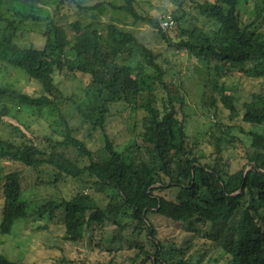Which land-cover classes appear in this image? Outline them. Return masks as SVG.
<instances>
[{"label": "trees", "instance_id": "trees-1", "mask_svg": "<svg viewBox=\"0 0 264 264\" xmlns=\"http://www.w3.org/2000/svg\"><path fill=\"white\" fill-rule=\"evenodd\" d=\"M65 1L76 3L90 21L58 17ZM120 1L80 7L85 0H0V77L14 69L39 89L29 96L10 84L0 85V120H12L9 126L20 139L14 143L0 136V162L17 167L0 180V243L19 220L46 214L49 221L62 219L67 242L81 240L88 231L100 232L105 223L114 227L113 240L122 241V233L128 231L127 242L134 249L129 264H202L213 250L228 258L225 264H264V130L257 131L264 125V0L255 1L247 24L238 8L245 0H202L196 4L197 14L211 27L198 23L184 8L191 0H172L176 3L172 15L165 12L159 17L142 11L138 0ZM102 9L150 26L170 51H184L212 65L215 74L202 83L200 103L215 120L200 138L189 136L184 116L179 117L186 94L179 80L169 79L163 51L138 38L135 28L100 22ZM167 15L172 23L166 31L160 23ZM36 22L43 23L39 33L32 30ZM71 73L88 77L82 86L75 83L74 98L65 97L55 82L56 75ZM232 75L262 79L259 92L240 102L221 81ZM67 98L72 109L66 116L61 105ZM112 104L143 113L140 130L121 149L105 133ZM23 108L38 115L56 114V122L63 126L62 139L53 138L49 125L46 135L37 136ZM223 110L226 122L220 118ZM70 114L90 132H101L104 159H94L74 137ZM235 128L249 144H243L244 164L232 171L223 151L242 144L232 134ZM42 167L53 172L54 181L79 182L85 176L88 181L68 199L35 194L28 201L22 193L23 170L39 177ZM149 215L190 227L207 225L206 242L191 252L189 246L174 243L167 248ZM110 255L97 264H124ZM0 264L23 263L0 253Z\"/></svg>", "mask_w": 264, "mask_h": 264}, {"label": "rangeland", "instance_id": "rangeland-1", "mask_svg": "<svg viewBox=\"0 0 264 264\" xmlns=\"http://www.w3.org/2000/svg\"><path fill=\"white\" fill-rule=\"evenodd\" d=\"M85 5H95L99 2L104 3H117L120 5V0H85ZM137 1V0H136ZM172 0H138V6L142 11L149 14L151 17H159L162 13L169 14L175 7L176 3ZM202 0L185 1L184 8L188 10V13L197 18V22L205 27H211L212 24L202 19L196 10V4ZM209 1V0H208ZM256 0H245L239 5V11L241 13L242 21L247 24L249 20L253 18V5ZM76 3L65 1L61 9H58V17L66 14V19L71 22L72 20L87 18L88 15H84V12L78 9ZM107 7V6H105ZM55 12L53 10L51 15ZM98 15V19L102 23L112 22L119 28L131 29L135 28L138 38H143L144 42L155 47L160 48L165 56L162 57L164 61V68L168 70L169 79L179 80L183 84L184 92L186 94V106L184 107L182 114L179 117L184 116L186 132L189 136L199 135L206 132L214 123L208 113H206L200 103L202 83L208 79L209 76H214L215 71L212 65L207 66L206 63L197 61V59L187 55L184 51L169 50L165 44L159 41L158 33L155 29L147 25H141L133 21V18L122 14L118 11H111L109 9H102ZM172 14V13H171ZM168 16V15H167ZM90 21V18H87ZM32 30L40 32L43 27L42 22H36L32 25ZM264 29V25H262ZM33 34V33H32ZM26 35V34H25ZM29 39V36L26 35ZM37 39V37L35 36ZM159 51L158 49H156ZM8 70V69H7ZM82 83H81V82ZM223 85L229 89L228 92H236V96L240 98V102L243 100H250L252 94L258 93L261 87L262 79H251L247 77H238L235 75L229 77H223L221 79ZM55 82L60 84L63 89L65 97L71 96L74 98V93L78 92L77 86H82L88 82L87 76L61 74L55 76ZM10 84L15 88H20L22 92H25L29 96L36 95L39 92L38 86L26 75L19 73L18 71L11 69L0 77V85L5 86ZM75 90V92H74ZM62 110L67 116L70 106L69 99L67 98L62 103ZM121 104H112L109 108V114L106 117L105 133L117 148L121 149L134 135V133L140 130V118L143 113H134L130 109L121 108ZM27 115V121L29 128L35 132L37 136L41 138L48 132L47 126L51 127L49 130L54 131V139L60 140L63 126L58 125L56 122L57 115L54 113L36 114V112H30V109H24ZM227 112L223 110L221 115V121L226 122ZM0 136L4 139L19 143V135L9 126L13 124L12 120L8 118H2L0 120ZM240 125V122H236ZM69 125L75 130L74 137L82 142L85 147L93 154V158L102 160L106 157L103 151V137L100 131L90 132L89 128L81 124L74 114H70ZM247 130L250 128L246 127ZM254 130V129H253ZM264 130L263 127L257 129V131ZM232 134L236 136L242 144L236 142L234 147H225L223 154L231 164L232 171L238 169L244 164V146L249 144V138L242 135L236 128L232 130ZM46 135V134H45ZM69 156H73L74 152L68 149H62ZM82 162H86L85 157H81ZM8 162H0V180L2 175L12 169L17 168L15 165ZM82 165V164H81ZM42 175L37 177L31 170H23L22 174V193L23 197L31 201L36 194L40 198L59 199L64 197L68 199L71 195L81 191L86 185L88 179L86 176L82 181L76 182L70 178L60 179L54 181L53 172L42 167ZM87 191V190H85ZM159 192L158 194H161ZM163 194V193H162ZM2 207V193L0 189V213ZM149 219L152 225L156 229L157 238L164 242L165 247L169 248L171 243L176 244L178 247L189 246L190 251L197 249L201 243L206 242L205 230L207 225L196 224L193 227L185 224L172 222L163 217L157 215H149ZM103 229V231H102ZM101 231L94 230L88 231L84 234V237L77 242H67L64 240V228L61 218H57L53 221H49L46 214L40 216L31 214L26 219L19 220L12 228L10 234L1 237L0 253L3 254L10 261H20L23 264H97L107 261L111 255H116L117 259L124 261V264H129L127 259L133 256L134 249L128 245V231L123 232L124 239L118 241L114 237V227L105 223L102 226ZM102 237V238H101ZM145 247L147 244L145 243ZM227 257L222 253L213 250L203 260L202 264H225Z\"/></svg>", "mask_w": 264, "mask_h": 264}, {"label": "built area", "instance_id": "built-area-1", "mask_svg": "<svg viewBox=\"0 0 264 264\" xmlns=\"http://www.w3.org/2000/svg\"><path fill=\"white\" fill-rule=\"evenodd\" d=\"M167 20H163L161 23H160V27L163 28V29H167L168 27L171 26V23H172V19L169 17V15L167 16Z\"/></svg>", "mask_w": 264, "mask_h": 264}, {"label": "clouds", "instance_id": "clouds-1", "mask_svg": "<svg viewBox=\"0 0 264 264\" xmlns=\"http://www.w3.org/2000/svg\"><path fill=\"white\" fill-rule=\"evenodd\" d=\"M238 8H239V6H238ZM170 15H172V14L170 13ZM166 31H167V29H166Z\"/></svg>", "mask_w": 264, "mask_h": 264}]
</instances>
